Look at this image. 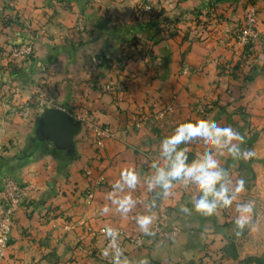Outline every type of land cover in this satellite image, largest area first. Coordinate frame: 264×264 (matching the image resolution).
Here are the masks:
<instances>
[{"label":"crops","instance_id":"obj_1","mask_svg":"<svg viewBox=\"0 0 264 264\" xmlns=\"http://www.w3.org/2000/svg\"><path fill=\"white\" fill-rule=\"evenodd\" d=\"M243 1L218 2L225 14L223 24L205 41H191L190 22L186 27L176 17L206 11L216 0H161L166 12L154 26L146 13L136 17L133 6L128 11L129 7L108 0H0L1 7H11L0 14V23L10 19L0 33V190L5 173L18 183L36 185L28 205L17 212L14 237L0 264H111L110 258L102 256L105 238L94 231L121 226L141 233L134 216L146 214L152 203L154 194L147 191L146 181L153 172L151 162L162 163L160 140L181 122L200 118L195 103L219 98L226 105L230 102L227 88L243 83L220 75L213 60L224 56L231 66L239 59L238 50L229 46ZM255 2L264 32V0ZM166 17L177 23L164 24ZM27 40L34 48L28 59L13 61L9 50L3 51L10 49L7 44ZM253 52L254 76L238 100L242 113L215 107L209 118L244 134L247 149L253 136H264V44ZM98 55L105 56L106 62L92 71V59ZM183 64L189 68L187 75L181 73ZM104 84L114 89L104 92ZM52 99L53 107L67 110L76 121L91 112L92 125L82 123L71 146L57 142L42 121L41 106L45 108ZM164 104L173 112L140 118L148 108L159 111ZM104 128L107 139L102 147ZM187 147L190 155L201 151L199 143ZM250 150L254 156L247 161L234 162L225 156L221 163L233 181H246L241 200L255 202L253 227L235 234L234 206L213 217L181 213V206L191 208L194 187L177 185L174 195L158 206L167 207L180 235L166 242L145 236L141 249L128 243L122 246L133 264L140 259L149 264H264V139ZM126 167L135 168L141 177L132 193L136 207L127 218L114 206L102 214L111 185ZM99 181L103 185L87 204L85 190ZM157 213L155 208L151 214L156 218Z\"/></svg>","mask_w":264,"mask_h":264},{"label":"clouds","instance_id":"obj_2","mask_svg":"<svg viewBox=\"0 0 264 264\" xmlns=\"http://www.w3.org/2000/svg\"><path fill=\"white\" fill-rule=\"evenodd\" d=\"M196 143L201 145V151L190 158L187 146ZM245 143V135L236 128L221 126L214 120L199 118L177 125L170 135L160 140L158 152L162 163L156 160L151 162L153 172L146 181V189L154 194L153 200L146 214L134 216L140 232L145 236L155 235L153 225L156 218L151 213L161 201L174 195L177 185L194 187L191 208L181 206V213L191 215L194 211L203 217H213L219 210L234 206L235 234L240 236L246 228L253 227L255 202L241 200L246 181L243 178L233 181L229 169L221 163V158L225 156L234 162L247 161L254 156L253 151L243 147ZM140 183L141 177L135 168L122 169L111 185V191L107 194L109 204L102 208V214L110 213L114 206L116 213L127 218L137 205L132 193ZM104 234L108 244L102 250V256L110 258L111 264H133L120 246L119 231L105 226ZM135 264L149 262L140 259Z\"/></svg>","mask_w":264,"mask_h":264},{"label":"rangeland","instance_id":"obj_3","mask_svg":"<svg viewBox=\"0 0 264 264\" xmlns=\"http://www.w3.org/2000/svg\"><path fill=\"white\" fill-rule=\"evenodd\" d=\"M101 2H106L107 0H99ZM109 2L114 3L117 6H124V7H129L128 11H130V9L132 8L131 6L134 7V10H136L139 13H136V11L134 12V14L136 15V17H143V14L146 13L147 17H157L160 15L164 14V11L166 12V7L163 5L162 6V2L161 0H158V2L154 3L155 0H108ZM217 2H213L212 4H210L209 9H207L206 11L203 10H199L196 12H192L191 16H177L176 20L178 22H183V24L186 26V22H190V24H188L189 30L191 33H193V35H191V33H189V36H191L190 40L191 41H205L211 31L214 32L217 30V28L223 24V20L225 17V14L222 12L223 10H219L222 9L220 8L217 3L220 1H230V0H216ZM211 3V2H210ZM9 5L6 4V6L3 5V7L0 6V14H4L5 12H10L11 7H8ZM219 7V9H218ZM241 8H242V16L240 19L236 20V23L232 32L230 33L231 35V43L229 47H232L234 50H238V55L240 56L239 59L235 62H233V64L230 66L229 63L226 62V60L224 59V56H216L213 57V60H215L217 62V66L220 67V75L222 76H229L231 80L235 81L239 78L241 80H243L242 85H236L235 88H227V92H230V102L227 103L226 105H222L220 103L219 98L213 102H204V101H199L197 103L194 104V109L197 112V115L200 118H206L209 119L211 117V113L212 111L215 109V107L223 109L227 106V108L229 107L231 112L237 113L240 111V113H242V108L243 105H241L240 103H238V100L240 99L239 96H242L243 94V90L245 89L244 85L248 84L250 81H252L253 79V71L252 69H250V64L252 59L254 60V56H253V51H255V48L258 44H264V32H262V30L260 29V15H259V8L255 2V0H244L241 4ZM3 16V15H2ZM164 16V15H163ZM189 17H191L189 19ZM3 18V17H2ZM1 18V19H2ZM7 17H5L6 19ZM171 22V24H175L177 22L173 21L171 18H165L164 20V24H169ZM10 25V19H3V22L0 23V33L5 32L6 27H8ZM187 27V26H186ZM26 43V44H31L33 46V42L30 40L27 41H23L21 43H17V44H7L10 45L9 48L10 49H3L4 52H8L9 57L14 61L16 57H14V49L18 46H20L21 44ZM14 63V62H13ZM249 67L248 71H244V68ZM189 71V68L187 65L183 64L182 68H181V73L184 75H187ZM197 71H201L197 70ZM232 85H235V83H232ZM105 92V91H104ZM36 97V95L34 96ZM240 102V100H239ZM36 101L33 103V105L37 108V104H35ZM56 105V102L54 101V99L50 100L47 104H45V108H43V104H42V109L43 113L45 111V109L47 108H53V106ZM49 106V107H48ZM155 108L150 107L148 108L145 112H143V115H140V118H142V116H148L149 118H151L152 116H154V114H160L161 116H166L167 113L173 112L172 107H170V105H162V109H160L159 111H154ZM42 113V114H43ZM229 113V112H228ZM91 112L90 111H86L83 113L82 116L78 117V122H80V127L83 125L82 123H85L88 126L92 125V119H91ZM150 114V115H149ZM140 118H135L136 120H140ZM144 119V118H142ZM141 119V120H142ZM146 120V119H145ZM144 120V121H145ZM82 124V125H81ZM84 124V125H85ZM105 127V126H104ZM101 142L99 143L102 147H104V140L107 139V131L104 128V130H101ZM94 138V136L92 137ZM264 139V136H260V135H255L252 137V140L249 144V149H252L254 147V143L258 140L260 141L261 139ZM191 158V155H190ZM4 180L6 178H14L12 174L9 173H5L4 174ZM15 181V179H14ZM16 182V181H15ZM18 185H20L25 191H26V195H25V199L23 200L21 207L28 205V198H29V194H31L32 191H34L36 189V185L34 182H25V183H18L16 182ZM103 185V183L101 181H99L98 183H96L95 185L92 184L89 188H87L85 190V194H84V201L87 204H90L91 201L94 198L95 192L97 187H101ZM0 206H1V211H0V233L3 231V218L5 215L4 212V205L3 203L0 202ZM158 213H157V217L156 220L154 222L153 225V231L155 232V228L158 225L161 228V232L157 231V233L155 232V238L159 241L162 242H166V241H170L169 240H163V236L162 234L164 232H168V229L171 228L172 225H176L179 228V233L178 235L173 238L176 239L178 238V236L181 233L180 227L173 223L170 219V213L167 209L166 206L164 205H160L156 207ZM18 212V211H17ZM16 214L13 216L11 222L13 223L12 225V229L10 230L9 234H8V242H7V246H6V250L4 253L0 252V260H2L5 256H6V251L9 248L10 243L13 240L14 237V229L16 226ZM263 217V224H264V215L261 216ZM115 229H117L120 233V239H119V243L120 246H125L127 243L131 244V246L134 249H141L144 247V240H145V235H143L142 233H132L128 230H126L125 228L121 227V226H111ZM104 228L102 227L99 230L94 231L95 234H99L101 236H103L105 238V243L108 244V239L106 238L105 234H104ZM162 230L164 231L162 233ZM162 237V238H161ZM171 239V240H173ZM232 249V248H231ZM261 260V259H260ZM263 261V260H262ZM263 264V263H262Z\"/></svg>","mask_w":264,"mask_h":264},{"label":"built area","instance_id":"obj_4","mask_svg":"<svg viewBox=\"0 0 264 264\" xmlns=\"http://www.w3.org/2000/svg\"><path fill=\"white\" fill-rule=\"evenodd\" d=\"M34 48L31 44L23 43L14 49V57L28 59L33 55ZM106 62V57L98 55L92 59V71H95L99 66H102ZM114 86L111 84L102 85L103 91H112ZM26 191L18 185L12 178H6L4 185L0 190V202L4 205V218H3V231L0 233V252L4 253L8 242V234L12 229L13 223L11 222L13 216L21 208V204L25 199ZM161 232V228L157 225L155 232ZM164 231L162 230V233ZM179 233V228L176 225H172L168 229V232L162 234L163 240H171L175 238Z\"/></svg>","mask_w":264,"mask_h":264},{"label":"water","instance_id":"obj_5","mask_svg":"<svg viewBox=\"0 0 264 264\" xmlns=\"http://www.w3.org/2000/svg\"><path fill=\"white\" fill-rule=\"evenodd\" d=\"M42 121L45 125L48 124L57 142L68 146L73 144V136L80 128V122L76 121L67 110L59 107L45 109Z\"/></svg>","mask_w":264,"mask_h":264},{"label":"trees","instance_id":"obj_6","mask_svg":"<svg viewBox=\"0 0 264 264\" xmlns=\"http://www.w3.org/2000/svg\"><path fill=\"white\" fill-rule=\"evenodd\" d=\"M136 13H139V12H137L136 11ZM143 15H145V13L143 14ZM150 21V24H151V26H154V25H156L158 22L156 21L157 20V17H150V18H148Z\"/></svg>","mask_w":264,"mask_h":264}]
</instances>
